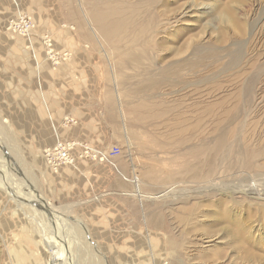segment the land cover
<instances>
[{"label": "rangeland", "instance_id": "374dc122", "mask_svg": "<svg viewBox=\"0 0 264 264\" xmlns=\"http://www.w3.org/2000/svg\"><path fill=\"white\" fill-rule=\"evenodd\" d=\"M23 16L32 29H10ZM69 84L83 114L63 107ZM82 115L91 138H69ZM231 124L264 143V0H0V264L50 263L39 200L69 219L42 213L69 264H264V195L193 174ZM55 140L76 158L56 171ZM87 144L118 145L116 166L79 157ZM222 201L252 237L217 221Z\"/></svg>", "mask_w": 264, "mask_h": 264}, {"label": "bare ground", "instance_id": "6f19581e", "mask_svg": "<svg viewBox=\"0 0 264 264\" xmlns=\"http://www.w3.org/2000/svg\"><path fill=\"white\" fill-rule=\"evenodd\" d=\"M12 23L14 24V22ZM12 23L10 22V25H11L10 29H12ZM178 72L179 70L171 71L173 75H177ZM66 122H68L67 119L64 120V125L68 126L69 124H67ZM242 130H243L242 126L239 127L238 124L237 126L231 124L229 125L227 130L223 132L221 131L220 135L216 139V142L211 146L209 150L200 149L199 150L200 165L194 168L193 174L197 176V178L201 182H206L207 184H209V186H211L214 190H217L221 192L222 194L226 193L225 194L226 196H228V194H230L229 196H231L233 195L232 193H240L248 198L261 200L263 198L259 196L264 195V143H260L261 142L260 141L259 143H257V145L249 144L248 142L245 141V138L242 136V133L239 132ZM238 138H240V141L242 143L239 142ZM60 142L62 141L58 140L56 144L52 146H47L42 151L44 159L49 167H50L49 158H48L49 154L55 155V156L59 155V156L68 158V156H64L63 154L66 151L67 152L70 151L73 147L72 146L70 148H67L66 150L60 149L61 151L58 153L59 149L56 150L53 148L57 147L60 144ZM68 143L69 142H67L66 144ZM244 144H246L247 146H245ZM71 154H72V150H71ZM65 165H69V164L65 163ZM234 172H236L235 174L236 176L242 175L243 177L240 176L239 178L231 179L232 176L230 175H233ZM225 176H227V178ZM2 180L0 179L1 186L3 184L1 182ZM4 184H6V182H4ZM31 194H33L32 197L35 200L41 197V195H39L36 192H32ZM40 202L41 201L39 200L38 208L41 211H39V213H34V215L31 218H34V220H36V218L37 219L39 218L37 216H40L39 219L41 221L39 222L38 220L36 221L38 222L39 226H41V223H42V226L44 229L43 232L41 231V234H42V239L44 240L45 246L51 253L49 264H69L70 262L72 263L73 257L71 256L72 251L70 250L72 246L71 241L67 240L66 243H62V241H60V235H58L59 232L57 231L52 232L51 230H49V228L44 226L45 224L47 225V223H48L47 225L48 227L50 225H49V222L44 223V218L42 217V213L52 215L51 216L53 218L52 222L54 224L53 227H55L56 229L60 227L62 229V225H63V228L68 229L69 226L71 225L65 213L61 212V210L63 211L64 209H62V207L54 208V206L45 207V206H42V203L40 204ZM222 202L223 203L221 204L222 206L221 210L220 212H218L216 216L217 221L219 223L225 222L227 224L226 225L227 229H228V226L232 227L235 230V234L237 235V237L242 240L244 239L247 240L246 238L252 237L250 230L247 227H245L239 219L235 218L234 212L229 207V205H226L227 203L225 201H222ZM251 203L255 204L252 201ZM257 204L258 206L264 207V202L257 203ZM36 207L37 206H35V208ZM59 215L65 222H63L59 218ZM246 255L250 256L251 252L246 250Z\"/></svg>", "mask_w": 264, "mask_h": 264}, {"label": "built area", "instance_id": "2783aa9c", "mask_svg": "<svg viewBox=\"0 0 264 264\" xmlns=\"http://www.w3.org/2000/svg\"><path fill=\"white\" fill-rule=\"evenodd\" d=\"M28 18V17H27ZM26 17H22L21 20H15L12 21L14 22V24L12 23V28H18L23 34L28 33L32 27L33 24L31 21H28ZM20 22V23H19ZM11 26V25H10ZM66 119L68 120V122H66L69 125H73L75 123L74 119L66 117ZM72 145H70L69 143L66 144L65 142H60V144L57 147H54L53 149H59L58 153L61 151L60 149H67L72 147ZM82 147V153L79 154V157L83 158V159H92V160H98L101 162H108L113 164L114 166H116L114 159L121 153V148L118 145H113L109 148H100V149H95L90 147L88 144L87 145H83ZM67 155H66V154ZM63 155L64 156H68L67 157H62L59 155H51L49 154L48 158H49V163H50V167L53 170H58L59 168H61L62 166H65V163L67 164H74L75 163V156L73 154H71V150L70 151H66ZM73 153V152H72Z\"/></svg>", "mask_w": 264, "mask_h": 264}, {"label": "crops", "instance_id": "0c3cea01", "mask_svg": "<svg viewBox=\"0 0 264 264\" xmlns=\"http://www.w3.org/2000/svg\"><path fill=\"white\" fill-rule=\"evenodd\" d=\"M41 72V71H40ZM40 72L39 73H37V76L38 77H40ZM68 72H69V74H68ZM68 72H64L63 73V71L62 72H58V74H56L55 75V77H57V78H60L61 76H63V75H68V76H70L71 75V73H72V71H69L68 70ZM82 71H80L79 73H81ZM73 73H76L75 71H73ZM77 75V74H76ZM64 88L66 89V91H65V94L64 95H62V98H60V99H62V101L65 103V104H63V107L65 108V109H76V110H81V111H79L78 113H80V114H83V111H82V109H78V108H84L85 107V97H82V96H79V95H77V94H75L74 92H76V88H73V90L71 89V87H70V84H69V89H68V87H65L64 86ZM65 113V112H64ZM15 121H16V119H14ZM24 119H21V121H23ZM86 119L84 118V116L82 115V116H79V126L73 131V132H71V134L72 135H69L70 137L69 138H74V139H84V140H89L90 138H91V136H90V134H89V132L87 131V124H86V121H85ZM17 121H19L18 122V124L20 123V118H17ZM33 123H35L34 122V119L33 120H31ZM60 122V121H59ZM59 122H56V121H54V120H52L51 119V128L52 129H54V127H53V124H59ZM36 126H37V123H36ZM35 134H37V127L35 128ZM61 131H62V128H61ZM60 131V132H61ZM62 133H60V135H61ZM53 139H56L55 137H57L56 136V133L54 132V134H53ZM36 140H40V138H38V136H37V138H36ZM56 143V140L55 141H53V143H49L50 145H48V146H52V145H54ZM45 148V147H44ZM43 151V150H42ZM39 153V152H38ZM38 153H37V155H38ZM40 154V153H39ZM42 156V158H43V155H41ZM43 160H44V158H43ZM44 162H45V160H44ZM45 165H46V163H45ZM47 166V165H46ZM49 166H47V168H48ZM60 169V168H59ZM65 173H67V174H70L69 172H67V171H64Z\"/></svg>", "mask_w": 264, "mask_h": 264}]
</instances>
